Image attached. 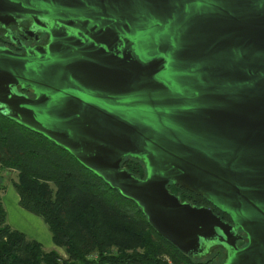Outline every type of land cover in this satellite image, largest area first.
<instances>
[{"label":"water","instance_id":"water-1","mask_svg":"<svg viewBox=\"0 0 264 264\" xmlns=\"http://www.w3.org/2000/svg\"><path fill=\"white\" fill-rule=\"evenodd\" d=\"M23 17L51 22L50 42L0 46V113L134 201L183 254L224 246L223 264H264V0H0V26Z\"/></svg>","mask_w":264,"mask_h":264},{"label":"trees","instance_id":"trees-1","mask_svg":"<svg viewBox=\"0 0 264 264\" xmlns=\"http://www.w3.org/2000/svg\"><path fill=\"white\" fill-rule=\"evenodd\" d=\"M121 165L139 178L146 177L140 160L128 157ZM6 172L17 176L12 185L20 206L43 219L65 255L46 251L8 224L1 196L6 187L0 183V264H215L218 257L183 254L153 229L134 201L66 150L0 113V176ZM177 188L182 202L207 201ZM214 212L231 220L217 208Z\"/></svg>","mask_w":264,"mask_h":264},{"label":"flooded vegetation","instance_id":"flooded-vegetation-1","mask_svg":"<svg viewBox=\"0 0 264 264\" xmlns=\"http://www.w3.org/2000/svg\"><path fill=\"white\" fill-rule=\"evenodd\" d=\"M51 27H52L51 22L37 17H23L16 19V21L13 22L8 27L0 26V32H3V37L0 36V46L7 47L19 54H26L28 50L35 47L45 48L50 42V33L48 30ZM28 94L31 97H34L33 94H31L30 92H28ZM173 186L174 184L171 183L168 186V188L173 194L176 195L177 191H180L179 188L177 187L180 186L175 185L176 188ZM186 195L189 196L188 194ZM191 204L197 206H205L211 208L212 210L215 209V207L208 201L195 200L192 201ZM228 222L232 223L231 220H229ZM239 233L243 235L244 239L238 241L237 245L238 247L242 248L248 244V239L246 234L242 232ZM218 247L220 249H223L224 253H227V250L224 246H218ZM214 248L208 247L206 249L209 250L208 255L211 253L212 249ZM205 253L206 252H204L203 254L205 255ZM205 256L199 258H204Z\"/></svg>","mask_w":264,"mask_h":264},{"label":"crops","instance_id":"crops-1","mask_svg":"<svg viewBox=\"0 0 264 264\" xmlns=\"http://www.w3.org/2000/svg\"><path fill=\"white\" fill-rule=\"evenodd\" d=\"M5 187L6 190L2 192L1 196L8 224L13 229L24 233L28 238L41 243L46 251L57 250L61 253V249L54 244L52 234L43 219L20 206V198L12 184Z\"/></svg>","mask_w":264,"mask_h":264},{"label":"rangeland","instance_id":"rangeland-1","mask_svg":"<svg viewBox=\"0 0 264 264\" xmlns=\"http://www.w3.org/2000/svg\"><path fill=\"white\" fill-rule=\"evenodd\" d=\"M0 36L3 37V32H0ZM15 180H17V176L13 172H6L0 176V183L2 186L12 184ZM1 194H2V192H1ZM178 194H180V193H178V191H177L176 195H178ZM219 253H221V257L219 256ZM61 254L64 255L63 249H61ZM209 255L205 256L203 259H209V258L218 256L217 259L215 260V264H222L223 257L225 254H224V251L222 252V250H220L219 247H215L214 249H212L211 255L210 256Z\"/></svg>","mask_w":264,"mask_h":264}]
</instances>
